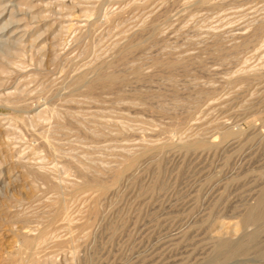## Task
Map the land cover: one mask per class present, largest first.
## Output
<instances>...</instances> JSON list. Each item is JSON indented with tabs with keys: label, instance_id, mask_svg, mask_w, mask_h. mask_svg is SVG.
Listing matches in <instances>:
<instances>
[{
	"label": "rangeland",
	"instance_id": "1",
	"mask_svg": "<svg viewBox=\"0 0 264 264\" xmlns=\"http://www.w3.org/2000/svg\"><path fill=\"white\" fill-rule=\"evenodd\" d=\"M263 199L264 0H0V264H264Z\"/></svg>",
	"mask_w": 264,
	"mask_h": 264
},
{
	"label": "bare ground",
	"instance_id": "2",
	"mask_svg": "<svg viewBox=\"0 0 264 264\" xmlns=\"http://www.w3.org/2000/svg\"><path fill=\"white\" fill-rule=\"evenodd\" d=\"M258 26V25H257ZM258 30V29H257ZM259 31V30H258ZM255 33V32H254ZM172 61V60H171ZM162 62V61H161ZM165 61H163V63H164ZM168 62H170V60H168ZM174 63V62H173ZM165 64V63H164ZM166 65V64H165ZM167 66V65H166ZM165 67V66H164ZM100 72V71H99ZM110 74V73H109ZM107 75H108V73H107ZM110 76V75H109ZM97 77V76H96ZM96 79V78H95ZM119 80V79H118ZM117 81V80H116ZM116 81H115V84H116ZM112 82H114V78H112V77H106V76H103V77H99L98 79H96V81H94V83H91V86L92 85H94V84H111ZM99 86V85H98ZM112 86V85H111ZM89 88V87H88ZM93 88H95V87H93ZM91 89V88H90ZM93 92V91H92ZM227 128V127H226ZM225 129V128H224ZM231 130V129H230ZM230 130H225L226 132H225V135L227 136V135H231V131ZM234 133V132H233ZM193 145H195V144H193ZM135 163V162H134ZM83 171V170H82ZM130 172V171H129ZM122 173V172H121ZM117 174V173H116ZM117 176V175H116ZM119 176V175H118ZM115 177V176H114ZM115 179H116V177H115ZM93 181V180H92ZM91 181V182H92ZM117 181V180H116ZM88 182V181H87ZM114 182V181H113ZM95 183V182H94ZM103 183V182H102ZM80 186V185H79ZM105 186V185H104ZM74 188V187H73ZM106 188H108V187H106ZM71 193V192H70ZM62 197V196H61ZM261 198V197H260ZM62 201V200H61ZM258 203V202H257ZM263 203H264V199H263ZM259 205V204H258ZM256 206V205H255ZM254 206V207H255ZM258 208V207H257ZM261 208V207H260ZM96 209V208H95ZM251 218V217H250ZM23 232H26V231H23ZM22 234V233H21ZM26 234V233H25ZM27 239H26V243H31L33 240H32V238H29V237H26ZM34 238V237H33ZM35 240V239H34ZM25 242V241H24ZM33 243H35L34 241H33ZM32 243V244H33ZM27 245V244H26ZM26 248V247H25Z\"/></svg>",
	"mask_w": 264,
	"mask_h": 264
}]
</instances>
